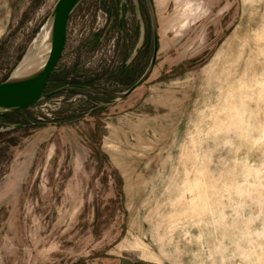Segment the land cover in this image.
<instances>
[{
  "label": "rangeland",
  "instance_id": "rangeland-1",
  "mask_svg": "<svg viewBox=\"0 0 264 264\" xmlns=\"http://www.w3.org/2000/svg\"><path fill=\"white\" fill-rule=\"evenodd\" d=\"M57 1L0 0V83ZM153 6L129 96L0 117V264H264V0ZM149 13L83 0L46 92L128 90Z\"/></svg>",
  "mask_w": 264,
  "mask_h": 264
},
{
  "label": "water",
  "instance_id": "water-1",
  "mask_svg": "<svg viewBox=\"0 0 264 264\" xmlns=\"http://www.w3.org/2000/svg\"><path fill=\"white\" fill-rule=\"evenodd\" d=\"M83 0H58L54 5L50 19L46 26H49V51L43 67L37 72L20 79H9L0 83V116L20 112L30 108L37 103L49 99L61 92L75 90L112 97L115 100H122L129 96L134 90L140 87L150 76L155 64L158 50V33L153 0H148L149 15L152 28L153 49L149 66L141 78L128 90L123 93H114L89 86H64L51 92H46V87L53 72L63 55L67 40V25L71 14ZM142 39V37H141ZM135 53H132L133 59ZM21 125H14L12 128H20ZM11 129L0 130V133L9 132Z\"/></svg>",
  "mask_w": 264,
  "mask_h": 264
},
{
  "label": "bare ground",
  "instance_id": "bare-ground-1",
  "mask_svg": "<svg viewBox=\"0 0 264 264\" xmlns=\"http://www.w3.org/2000/svg\"><path fill=\"white\" fill-rule=\"evenodd\" d=\"M49 26H46L32 43L30 49L13 73V79L27 77L40 70L48 56Z\"/></svg>",
  "mask_w": 264,
  "mask_h": 264
},
{
  "label": "trees",
  "instance_id": "trees-1",
  "mask_svg": "<svg viewBox=\"0 0 264 264\" xmlns=\"http://www.w3.org/2000/svg\"><path fill=\"white\" fill-rule=\"evenodd\" d=\"M49 82V81H48ZM49 87V83L47 84V87H46V89ZM15 113H17V112H15ZM11 114H13V113H11ZM7 115H10V114H7ZM7 115H3V116H0V117H4V116H7ZM3 134H7V132L6 133H3ZM0 135H2L1 133H0Z\"/></svg>",
  "mask_w": 264,
  "mask_h": 264
}]
</instances>
